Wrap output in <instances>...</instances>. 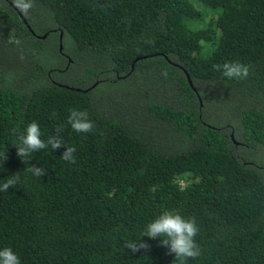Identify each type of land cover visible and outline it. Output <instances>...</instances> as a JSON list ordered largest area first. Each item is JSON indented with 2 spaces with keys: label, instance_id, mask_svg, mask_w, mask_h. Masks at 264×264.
Here are the masks:
<instances>
[{
  "label": "trees",
  "instance_id": "trees-1",
  "mask_svg": "<svg viewBox=\"0 0 264 264\" xmlns=\"http://www.w3.org/2000/svg\"><path fill=\"white\" fill-rule=\"evenodd\" d=\"M14 6L0 0V185L19 177L0 191V249L21 264H181L145 235L170 209L198 226L184 264H264V0ZM229 61L248 78L213 68ZM32 121L65 145L18 156Z\"/></svg>",
  "mask_w": 264,
  "mask_h": 264
},
{
  "label": "clouds",
  "instance_id": "clouds-1",
  "mask_svg": "<svg viewBox=\"0 0 264 264\" xmlns=\"http://www.w3.org/2000/svg\"><path fill=\"white\" fill-rule=\"evenodd\" d=\"M15 7L20 12L27 15L34 6V0H13ZM10 44H20L18 38L10 37ZM213 68L221 72L224 77L235 80H246L249 76L250 66L240 61H229L223 64H215ZM167 75L166 71L164 73ZM68 124L77 133H89L94 129V122L89 119V113L86 110L77 108L69 109ZM61 127L57 128L56 136H49L47 141L41 138V131L37 121H32L25 130L19 134L17 146V155L21 158L31 156L33 153L45 149L51 145L52 149H58L64 146V141L59 133ZM76 151L74 146H67L61 158L65 161L75 163ZM26 171L40 177L45 174L41 167L32 165L27 167ZM18 176H10L6 182L0 185V191H7L10 187L18 183ZM198 234V226L195 218H185L178 211L164 209L145 228V235L156 239L163 237L162 245L168 247L169 253H174L175 258L184 264L187 258L195 259L200 255L199 246L194 239ZM125 246L133 251H138L142 247H147L143 242L127 241ZM0 264H21L18 254L11 247L0 249Z\"/></svg>",
  "mask_w": 264,
  "mask_h": 264
},
{
  "label": "water",
  "instance_id": "water-1",
  "mask_svg": "<svg viewBox=\"0 0 264 264\" xmlns=\"http://www.w3.org/2000/svg\"><path fill=\"white\" fill-rule=\"evenodd\" d=\"M15 7V6H14ZM16 8V7H15ZM17 9V8H16ZM27 22V21H26ZM61 35V34H60ZM42 36H45V34H43ZM59 49H62V44H61V42H60V44H59ZM187 78H188V80H189V82H190V84L191 85H193L192 84V81H191V79H190V77H189V75L187 74Z\"/></svg>",
  "mask_w": 264,
  "mask_h": 264
},
{
  "label": "rangeland",
  "instance_id": "rangeland-1",
  "mask_svg": "<svg viewBox=\"0 0 264 264\" xmlns=\"http://www.w3.org/2000/svg\"><path fill=\"white\" fill-rule=\"evenodd\" d=\"M111 89L117 90V88H111Z\"/></svg>",
  "mask_w": 264,
  "mask_h": 264
}]
</instances>
